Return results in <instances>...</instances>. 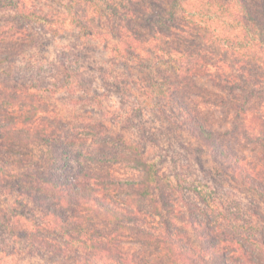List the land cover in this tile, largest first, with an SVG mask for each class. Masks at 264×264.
Here are the masks:
<instances>
[{"label":"clouds","instance_id":"clouds-1","mask_svg":"<svg viewBox=\"0 0 264 264\" xmlns=\"http://www.w3.org/2000/svg\"><path fill=\"white\" fill-rule=\"evenodd\" d=\"M0 264H264V0H0Z\"/></svg>","mask_w":264,"mask_h":264}]
</instances>
